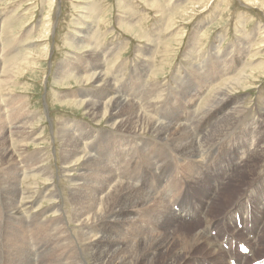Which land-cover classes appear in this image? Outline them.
Wrapping results in <instances>:
<instances>
[{"label": "rangeland", "instance_id": "374dc122", "mask_svg": "<svg viewBox=\"0 0 264 264\" xmlns=\"http://www.w3.org/2000/svg\"><path fill=\"white\" fill-rule=\"evenodd\" d=\"M216 57L228 62L223 67L214 64L215 69L222 68L224 83L236 75L224 87V93L232 95L229 97V100L232 99L230 107L238 105L245 108L238 120L240 122L242 118L241 122H246L248 130L245 136L241 135V122L236 129L231 128L228 135L233 132L241 136L238 140L242 141L241 146H232L236 145V139L230 141L229 146L217 154V164L209 165L208 169L204 167L209 172L213 171V167H225L227 163V173L231 175L233 172L230 169L234 168L237 172L234 171L228 182L215 187L216 191L211 195L215 175L207 178L204 167L189 164L184 157H169L172 161L165 172L170 177L159 184L146 176L147 168L150 170L149 162L142 158L127 173L146 186L150 181L155 182L156 187L138 185L145 195L150 193L151 196H147L152 199L145 198L142 204L147 206L141 207L143 210L139 207L143 214L136 228L142 229L127 236L148 235L151 242L140 247L127 244L117 253V257H127L133 264H229L230 258L231 264H249L251 259L241 258L240 254L247 255L250 246L255 243L258 245L253 259L264 258V213L255 223L249 222L244 214L245 203L252 207L255 195L260 197L264 192L260 189L264 185V172L259 179H255L260 170L257 168L259 159L253 157L250 165H244L247 154L262 150L264 156V111L261 109L264 104V0H0V216L19 204L23 212L41 215L46 224L45 229L44 226L42 228L47 229V234H44L41 226H30L24 234L23 225L18 221L3 225L0 219V264H47L48 261V264H69V260L70 264H95L87 250L93 242L77 235L73 224L68 227L72 228L74 235L68 246L56 243L55 226L52 231L49 229L52 233L48 228L56 220L54 216L60 205L57 197H53L54 193L60 190L61 196L66 199L67 209L73 205L72 197L65 188L70 177L61 175V168L66 166L63 162L73 163L70 175L85 172L87 176L95 177L99 184L91 181L93 185H100L110 170L126 172L123 162H106L122 154L120 141L123 137L115 135V131L103 133L101 141L100 138L99 142L92 143L97 152L93 149L87 151L95 153L101 164L97 160L86 165V161L79 156H67L64 151L69 148L67 140H61V130H64L66 138L72 133L71 137L75 140L80 132L90 136L91 132L102 133L101 130L108 125L104 112L93 115L83 104V100L87 99L83 96L92 89L97 90L92 84L96 74L101 72L115 77L114 81L106 79L109 80V89L117 85L123 90L131 69L143 74V79L152 89L160 85L169 88L172 74H187L195 66L203 72V67ZM232 58H238L242 63L234 65L230 61ZM146 64L151 66V74L141 73V66ZM240 75L249 77V80L238 81ZM192 81L195 89L192 98L174 99L175 106L201 107L212 95V90L223 84L222 79L215 81V86L194 77ZM150 100L153 101V97ZM182 108L178 115L188 119L190 113ZM256 108H260L258 112ZM169 109L175 113L176 107ZM202 112L204 110H199L196 115ZM125 127L122 133L127 136L134 132L148 136L135 124ZM90 141L93 140L86 142ZM140 141L141 154L160 151V145L152 139ZM230 147L237 148L239 153L233 163L230 162L231 157L227 159L231 154ZM167 156L163 155V160H167ZM105 162L110 168L108 172L102 168V165L106 166ZM198 172L206 173L205 177L196 174ZM144 177H148V183ZM254 180L257 184L246 193ZM205 191L213 197H203ZM160 200L175 214H179L177 207L180 203L188 204L190 209L187 213L193 217L184 220L180 215L181 219L160 223V226L153 221L147 222L148 213H144V208H155ZM200 202L206 205L204 211ZM74 203L87 202L82 199ZM126 204L133 207L130 201ZM233 205L242 208L236 211V224L233 218L235 210L229 218L226 219L225 215V210ZM206 213L210 219L217 220L211 237L226 252L223 258L213 259L205 251L204 243L191 247L188 240L193 232L200 230ZM240 213L244 216L241 224ZM164 224L169 229L167 233H164ZM84 236L89 237L87 234ZM17 239H23L24 243ZM104 254V250L96 254L101 262L104 261ZM81 259L85 262L81 263Z\"/></svg>", "mask_w": 264, "mask_h": 264}, {"label": "bare ground", "instance_id": "6f19581e", "mask_svg": "<svg viewBox=\"0 0 264 264\" xmlns=\"http://www.w3.org/2000/svg\"><path fill=\"white\" fill-rule=\"evenodd\" d=\"M220 59H221L220 57H216L214 60L212 59V61H209L206 64V66L203 67L204 68L203 72H199V68L195 66L193 68H190V70L187 71L188 72L187 74L186 73H183V75L180 73L177 75L176 73L172 74L171 79H170V81L172 82L171 84L169 83L170 84L169 88L168 87L163 88V85H160L157 89H152L150 85H147L148 83H146L145 80L143 79L144 77L143 74H138L137 70L135 71V69H131L130 73H128L129 75L127 76V82H126L127 84L124 85L125 88L123 87L124 88L123 90L117 87V85H114L115 87H113V89L107 88V83L109 80H106V79H112V81L115 80V77H113L110 74L103 75V73L99 72L93 77L92 84L96 85L95 89L97 90L88 89L90 91L89 93L87 92L88 93L87 95L83 96V97H87V99L83 100V104L86 105V107L92 112L93 115H97L99 113L103 114L104 112L105 113L104 119H106V122L108 123V125L105 128H103V130H101L102 133H95V132L92 133L91 132L89 136L88 133L86 132H80L79 135H76L77 138L75 140L71 137L72 133L68 134L67 136L68 139H67L64 135V130H61L60 131L61 140L62 141L67 140L66 145H68L67 147L69 148V149H64V151L66 152L67 156H79L80 159H82L83 161H86L85 162L86 165L90 164L88 163L89 161L98 160L99 162L101 160L96 158L95 156L96 154L88 153L87 152L88 149L90 150L93 149L94 151H96V146H94L95 148L94 149L92 147V143H94V141L96 143L101 141L102 140L101 136L103 135V133L109 132L110 130L115 131L117 132V134L115 135H119L123 137L121 138V141H120L122 154L118 156L121 159L118 157H112L110 162L109 161H106V162H108L109 164L115 163L118 161H120L122 164L123 162L124 164L123 166L125 167L126 172L122 173V171L117 170L118 171L117 172L116 170H110L108 164H106L105 162L106 166L102 165V168L105 169L106 172H108V170H110V172H108L104 176V181H102L100 185H97V184L93 185L90 182L91 181L97 182V179L95 177L93 176L89 177L85 174V172H80L74 176L70 175L69 173L73 171V169L71 168L73 167V163L67 164L66 162H63V165H66V166H63L61 168V175L62 177H66V178L70 177V179H68L67 187L65 188L68 189L69 196L72 197L71 200H72L73 205L70 209L69 208L67 209L66 199H64L61 196L60 190H58L56 193L53 194V197L55 198L57 197L58 201L60 202V205L56 213L57 215L54 216L56 217V220H54L53 222L52 220L54 217L52 218L51 221L53 223L52 224L50 223L51 225L49 224L50 226L48 230L49 229L51 230V228L55 226L54 237L56 238V243H58L59 245L61 243H65V246L70 245L69 242L73 240V237H74L72 228H68L70 226L69 224L71 223L76 228L74 229L77 235L84 237L85 239H88L93 242V244L91 245L93 249L90 246V248L88 247L87 250L89 253L92 254V258H93L92 260L94 261L95 264H133L130 262V260L127 257H117L118 256L117 253L118 251H121L122 248L127 244H133V245L135 244L134 247H140L141 245H145V243L148 241L151 242V239L148 238V235L142 236V235L135 234L133 238H130L127 236L128 234L137 233L140 229H142L140 227L136 228V225L139 222L140 215L143 214L142 212L143 209L141 207H144L145 204L143 205L142 203L145 201V198L152 199L151 197H149L151 196L150 193L149 194L148 192L146 193L149 196L145 195L143 191L138 188V185L141 187H148V188L154 189V187H156L155 182L152 183V181H150V183H148L147 182L148 177L150 179L153 178L157 180L159 184L163 182L167 177H170V174H167L165 172L166 166H169L170 162L172 161L171 158L169 157H173L174 159H178L179 157H184L189 162V164L194 163L198 168L207 166V169H208L209 165L217 164L218 162V159L216 157L217 154H220L222 151H224L229 146L228 144L230 143V141L236 139V145H232V146H236V147L241 146L242 141L238 142V140H241V136H238L237 134H234L233 132H231V134L228 135V131L231 128L236 129L237 126L240 124V122L242 121V118L240 122L238 118L240 114L245 111V108L238 106V105L230 107L232 103V99L229 100V97H232V95L230 93H224L225 92L224 87L233 78H235L236 75L231 80H228L227 82L224 83L223 77L225 76V74L222 72V68H218V70L214 68L215 66L214 64L223 67L224 64L228 63L224 61L223 59L222 60ZM230 61H232L234 65H240L242 63V61L238 58H232V60ZM141 68L143 70L141 73L151 74V66L149 64L143 65L141 66ZM193 77L195 80H202L204 82H208V85L214 84V86L217 85L215 81L222 79L223 84H221L222 83L221 82L220 83L221 85L216 86L212 90V95L207 100H205L204 105H202L201 107L195 106V105L188 106V108L184 105H182L183 108L181 107V105L175 106V104L173 103L174 99H177L180 97L184 100L187 99L188 97L192 98V94L195 91V89L193 88V81H192ZM237 80L241 82H245L249 80V77L240 75ZM98 84H101V85H98ZM92 93H95L96 95L94 96ZM162 93H164V95H162ZM151 97H153V101L150 100ZM199 104L200 103H198V105ZM173 106L176 107L175 113L169 109V108H172ZM197 107L198 109H196ZM181 108L184 111H187L190 113V116L188 119L187 117L182 118L181 116L178 115V113L181 111ZM258 109H257V112H258ZM261 109L264 111V104H262ZM199 110H204V113L202 112L199 116H197L196 114H197V111ZM218 118H219V121H218ZM131 124H135L136 127L139 128L140 131L147 132L148 136H144L143 133H137V132H134L133 134L129 136L122 133V128H126L125 126L131 125ZM241 124H242L241 129L243 130L242 132L241 131L240 132H241V135L245 136L246 134L245 131L248 130V127H247L248 125L246 124V122H241ZM208 127H209V130L207 131ZM90 139H92L93 141L86 142V141H89ZM150 139H152L153 141H155L156 143L160 145L159 147L160 151L156 153H149L148 155L141 154L140 153L141 146L139 145V143H141L140 140H150ZM231 147L229 151V153L231 154H228L227 159L231 157L230 162L233 163L235 155L239 153H237V150H238L237 148L233 149ZM162 151H163V154H162ZM255 152L252 154L246 155L244 165L245 166L250 165L253 162V157L259 159L257 168H259L260 170L258 171L257 177L255 178V179H259L261 177V174L264 172V156H263L262 150L260 151L257 150ZM163 155H168L167 157H165L167 160H163L162 158ZM142 158L149 162L150 170H148L147 168V171H146L147 173L146 176L148 177L147 178L144 177V181H146L149 184V185L147 184V186L146 184H142L140 181L136 180L135 178L134 180L129 175V173H127L133 167H136ZM70 164L72 165L70 166ZM99 164L101 163L99 162ZM227 165L228 164L226 163L225 167H220V168L213 167V171L210 170L209 171L210 173L207 172L208 170L206 169V167H204L205 171L208 173L207 178L209 176L215 175V179L213 180V183H212L213 187L211 188V195L212 193L216 191L215 187L221 186L222 182H228L231 179L229 177L232 174H234V171H236L235 168L230 169L231 172H233L230 175L229 173L226 172L228 170ZM134 171L136 170L134 169ZM75 172L77 171L75 170ZM196 174H203V177H205L206 173L198 172ZM86 177L89 179V181ZM250 183L252 184H250V186L246 189L247 190V192L245 191L246 193H248L250 190H253L252 188L257 184V181L254 180V181H251ZM3 188L5 187L3 186ZM260 189H264V185ZM77 194L80 196H77ZM15 195L17 194L15 193ZM219 195L216 197H219ZM50 196H52V194H50ZM202 196L207 197L208 199L213 197V196L210 197L208 195V191H205ZM82 199L87 203H84V204L74 203ZM254 199H255V202L253 203L252 207L249 208L248 204L245 203L246 205L244 208L246 209L244 214L246 215L247 218H249V222L251 223L253 222L255 223L258 220V217L264 213V192H263V196L259 197L258 195H255ZM127 201H130V205H133V207L132 206L130 207L128 204H126ZM148 202H145V203H148ZM162 202H163L162 200H160L159 203L156 202L155 208H151L150 206H149L150 208H147V207L144 208L145 209L144 213H148V218L146 220L147 222L153 221L155 225L160 226V223H165V222L172 223V222H175L176 219H179V218L181 219V217H183L184 220L193 217L191 214L187 213L190 209V206L188 204L180 203V206L177 207V211L179 212V214H175L173 211L171 210L169 211V209H167L162 204ZM14 206L15 205L11 207L12 210L7 209L8 211H6V213L2 215V217L0 216L1 217L0 219L3 225H5L6 223L12 224L13 221H18V223L23 225L22 232L24 231V234L25 232H28V230L30 229V226H33V227L36 226V228L37 227L39 228L41 226L42 228V226L46 225L45 221L41 220V215L34 216L35 213L32 215H29L27 212L26 213L23 212L22 207H21L22 205L19 206L18 204V207L16 206V208L13 209ZM50 206H54V205H50ZM6 207H9V206H6ZM139 207L142 210L139 209ZM201 208H203L202 210L204 211L206 209V205L204 203H201ZM233 210H235V212L233 213V216H234L233 218L236 224L235 217L238 215L236 211H239V210L241 211L242 208L240 207V205L239 206L233 205L232 207L226 209L225 210L226 219L229 218V215L232 214ZM25 214L27 215L25 216ZM240 214L242 215L239 221V223L241 224L244 219V216H243V213H240ZM208 216L209 215L207 213L204 214L203 216L204 219L202 221L203 225L200 227V230L193 232L188 237L189 238L188 240L192 245L190 243L189 244L191 245V247H193V246H197L198 244L202 242L204 243L205 251L208 253L210 257H212L213 259L223 258L226 256V252L220 248L216 239L214 237H211V231L217 226V220L210 219ZM168 217L170 219H163V218H168ZM49 222H47V224ZM154 224L152 226H154ZM129 227H131V229L128 231L127 229ZM167 228H168L167 224H164V229H165L164 233H167V231L169 230ZM44 229H45V226H44ZM50 230L49 232L52 233L51 232L52 230L51 231ZM68 230L71 233L70 232L68 233ZM43 231H44V234H47L46 233L47 229L43 230L42 228V232ZM246 231L245 233H250ZM93 232L94 234H92ZM37 234H38V231H37ZM83 234L84 235L87 234L89 235V237H86ZM242 234H244V232ZM178 236L179 235H177V237ZM18 242L23 244L24 240L22 239L21 241H18ZM83 242H80V243H83ZM52 245L54 247V244ZM257 245L258 244L255 243V245L250 246L247 252V255L243 256L240 254V257L251 259L252 262L249 264H264V260H263L264 258L262 260L258 259L260 261L253 259L254 251ZM76 250L74 252H76ZM102 250L105 251L103 262H101L97 258V255H96ZM218 251H220L219 252L220 254H218ZM63 256L65 255L63 254ZM76 256H79V255L77 254ZM81 260H82L81 263L85 262L83 259ZM56 261H57V258H56ZM67 261H64V262L66 263ZM228 263L229 264L232 263L231 258L228 260ZM69 264H70V260H69Z\"/></svg>", "mask_w": 264, "mask_h": 264}]
</instances>
